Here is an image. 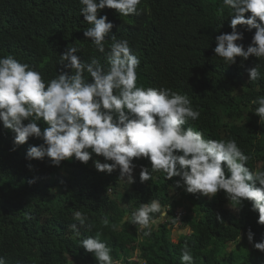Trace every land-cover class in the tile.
<instances>
[{"label":"clouds","instance_id":"clouds-1","mask_svg":"<svg viewBox=\"0 0 264 264\" xmlns=\"http://www.w3.org/2000/svg\"><path fill=\"white\" fill-rule=\"evenodd\" d=\"M170 1L167 10L175 15L173 21L159 16L153 0H79L80 15L90 25L83 36L99 53L108 49L107 67L95 57L82 62L77 55L80 49L66 47L60 54L61 71L46 82L28 63L12 55L0 57V123L15 134L13 151L30 138L42 140L38 146L29 145L27 161L47 157L51 166L59 167L73 159L87 165L93 154L102 157L103 162L93 161L97 172L110 175L119 170L122 193L115 195L110 187L104 195L110 201L119 200L120 210L126 205L119 197L128 196L124 183H135V176L139 184L165 189L167 199L152 198L122 216L128 231L136 232L139 239L161 232L164 225L170 237L176 226L182 231L188 228L181 221L186 214L179 218L177 211L181 206L185 210L192 194L212 199L223 191L234 214L240 209L236 205L248 201L251 210L258 212L257 223L264 225V155L257 148L246 152L242 140L246 130L258 131L261 139L249 122L252 118L264 130L262 84L256 95L247 88L260 79L259 66L264 63V0H183L185 5ZM191 5L208 20L211 14L217 16L208 28L195 29V35L184 33L176 24ZM143 16L150 26L158 23L165 31L160 51L169 48L168 62L171 55L189 46L185 73L199 74L212 64V72L221 76L194 83L182 76L170 88L138 87L136 69L141 58L127 39L117 36L121 29L116 21ZM214 77L217 81L210 82ZM233 81L236 87L228 94L224 90ZM196 93H205L206 98ZM211 104L218 109L206 108ZM40 121L47 125L43 130ZM27 167L31 169V163ZM155 218H161V223ZM73 219L77 223L69 227L77 236L79 228L92 227L80 211L74 212ZM103 223L109 221L105 218ZM100 235L79 241L96 264H146L140 248H135L139 239L126 260H114ZM180 235H186L185 231ZM246 236L255 250L264 252V236L255 242L251 228ZM0 264H6L3 257ZM180 264H195L187 243L181 249Z\"/></svg>","mask_w":264,"mask_h":264},{"label":"trees","instance_id":"trees-1","mask_svg":"<svg viewBox=\"0 0 264 264\" xmlns=\"http://www.w3.org/2000/svg\"><path fill=\"white\" fill-rule=\"evenodd\" d=\"M153 3L164 21H173L175 15L167 10L171 7L170 0H153ZM182 3L185 5L186 2L180 0ZM80 7L79 0H0V57L12 55L20 62L28 63L46 82L61 71L60 54L66 47L80 49L77 55L82 62H90L95 57L107 67L108 49L105 47V53H99L90 39L83 36V31L90 25L83 21ZM145 18L116 21L121 29L117 36L127 39L129 46L140 55L141 63L136 69L138 87L170 88L182 76L193 83L208 76H221L212 72V64L202 69L200 75L185 73L189 46L171 55L173 59L168 62L169 48L160 51L165 31L158 23L150 26ZM209 19L192 10L191 5L176 24L184 33L195 35V29L204 30L216 21V14H211ZM259 71L260 79L247 88L256 95L262 84L261 97L264 96V63L260 64ZM84 76L91 79L87 72ZM211 81L217 80L214 77ZM212 87L208 85V88ZM235 87L233 81L224 91L230 94ZM201 95L197 94L200 99L206 98L205 93ZM206 108L218 109L214 104ZM249 122L259 130L261 139L257 137L258 131L246 130L242 136L246 152L258 148L264 155V130L258 126L256 118ZM38 126L43 130L47 125L40 121ZM14 135L0 123V257L6 264H96L92 254L80 248L79 241L88 236L95 237L97 232L101 233L100 240L112 249L114 260H126L139 237L136 232L128 231V223L121 220L122 216L152 198H166L165 189H152L151 183L139 184V176H135V183H124L128 196L119 197L126 205V209L120 210L119 200L113 202L104 195L110 187L115 195L122 193L118 189L119 170L110 175L97 172L93 161L103 162L102 157L93 154L87 165L73 159L63 161L59 167L51 166L47 157L43 161H27L25 155L29 145L38 146L42 140L30 138L13 151ZM29 163L31 169L27 167ZM188 201L190 204L186 205V215L181 221L182 227H188L191 234L180 235L174 243L164 225L161 232L142 235L135 248H140L146 264H180L185 243L192 249L195 264H264V252L255 250L246 236L249 228L255 242L264 236V225L257 223L258 212L251 210L250 202L236 205L240 209L234 214L228 208L223 191L212 199L192 194ZM76 211L86 215L92 225L91 228H79V236L69 227L77 223L73 219ZM105 218L108 225L103 223Z\"/></svg>","mask_w":264,"mask_h":264},{"label":"rangeland","instance_id":"rangeland-1","mask_svg":"<svg viewBox=\"0 0 264 264\" xmlns=\"http://www.w3.org/2000/svg\"><path fill=\"white\" fill-rule=\"evenodd\" d=\"M172 205H173V202L171 201L170 202ZM173 210V208H171V211ZM234 213H236V212H234ZM177 214H178V217L179 218H181L183 215H185L186 214V211L183 209V206H181V208L177 211ZM181 215V216H180ZM156 219V223L157 224H160L161 223V218H155ZM169 225H172V224H170L169 223ZM154 227V226H153ZM163 227V226H162ZM168 227V225L166 226V230L169 232L170 230H169V228H167ZM161 230H162V228H161ZM184 231H185V233H186V235H189V234H191V230L189 229V228H186V229H184L183 231L180 229V227L179 226H176L174 229H173V235H172V237H173V240H174V242L175 243H177V236L178 235H180L181 233H184ZM131 232V231H130Z\"/></svg>","mask_w":264,"mask_h":264},{"label":"bare ground","instance_id":"bare-ground-1","mask_svg":"<svg viewBox=\"0 0 264 264\" xmlns=\"http://www.w3.org/2000/svg\"><path fill=\"white\" fill-rule=\"evenodd\" d=\"M176 65H177V64H176ZM179 66H180V65H179ZM174 67H175V66H174ZM176 67H177V66H176ZM173 69H174V68H173ZM181 70H182V69H181ZM172 71H173V70H172ZM178 71H180V69H179ZM214 110H215V109H214ZM257 149H258V148H257ZM251 150H252V149H251ZM251 150H250V151H251ZM258 150H259V149H258ZM246 151H247V150H246ZM262 154H263V153H262Z\"/></svg>","mask_w":264,"mask_h":264}]
</instances>
